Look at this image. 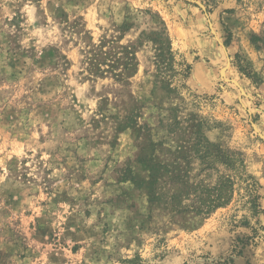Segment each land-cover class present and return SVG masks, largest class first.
I'll use <instances>...</instances> for the list:
<instances>
[{
	"label": "rangeland",
	"instance_id": "obj_1",
	"mask_svg": "<svg viewBox=\"0 0 264 264\" xmlns=\"http://www.w3.org/2000/svg\"><path fill=\"white\" fill-rule=\"evenodd\" d=\"M0 264H264V0H0Z\"/></svg>",
	"mask_w": 264,
	"mask_h": 264
},
{
	"label": "trees",
	"instance_id": "obj_2",
	"mask_svg": "<svg viewBox=\"0 0 264 264\" xmlns=\"http://www.w3.org/2000/svg\"><path fill=\"white\" fill-rule=\"evenodd\" d=\"M155 41H157L159 43V47L157 48V50H158L157 57H159V58H158V62L156 61V65H157L158 69H161V68L173 69V57L171 55L169 47L165 46L164 42L161 39H158ZM104 56H106V54H104ZM103 59L107 60L108 58L103 57ZM97 63H101V61H98ZM103 63H104V61H103ZM110 66H114V64L111 63ZM115 66H116V64H115ZM239 68H240V70L241 69L245 70V67H242L241 64L239 65ZM247 72H248L247 74H250L249 71H247ZM197 143L200 144L201 146L203 145V144H201V139H200V141L198 140Z\"/></svg>",
	"mask_w": 264,
	"mask_h": 264
}]
</instances>
